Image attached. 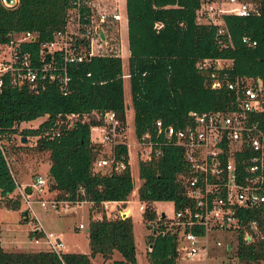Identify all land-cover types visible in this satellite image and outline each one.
Here are the masks:
<instances>
[{
  "label": "trees",
  "instance_id": "16d2710c",
  "mask_svg": "<svg viewBox=\"0 0 264 264\" xmlns=\"http://www.w3.org/2000/svg\"><path fill=\"white\" fill-rule=\"evenodd\" d=\"M257 1V14L224 17L230 44L221 46L213 26L195 22L197 0H124L127 78L135 136L152 130L157 118L178 127L186 122L189 109H223L228 105L230 90L209 87L197 69L195 63L203 57L231 59L226 68L230 76L258 77L264 91V0ZM69 5L70 0H16L11 5L0 0V42L7 41L11 32L36 31L35 41H21L19 46L20 52H27L31 63L38 65L39 42L51 39L53 32L63 27ZM243 35L255 43H243ZM66 73L64 92L56 81L43 79L36 90H30L25 84L12 85L7 73L2 75L0 138L15 133L21 121L47 113L37 126H23L18 131L24 138L35 136L34 146L47 152V188L58 191L61 199L88 200L93 206L105 200L125 201L133 185L126 144L117 143L113 147L115 158L124 163L120 170L113 171L93 166L97 147L90 142L89 125L94 119L77 121L57 135L50 132L57 113L112 109L124 121L120 56L92 55L82 61L68 62ZM253 117L264 129V110L255 112ZM2 146L0 200L4 206L14 209L21 203L13 194L19 180L8 164L4 142ZM184 168L182 149L175 145H162L159 155L137 161L140 183L135 195L144 203L141 217L148 229L144 235L148 264H177L176 236L169 231L160 233L157 228L162 226L160 220L151 224L148 221L156 217L153 201L168 199L178 208L188 200L176 178ZM260 210L247 209V218L243 221L256 217L264 230V214ZM20 214L23 218V210ZM30 235H41V232L33 229ZM86 235L87 252L9 250L0 245V264H91L95 254L109 260L108 264L135 263L129 215L114 212L90 218ZM113 251L120 258H112ZM236 255L246 263L264 259L263 240L244 242L239 235Z\"/></svg>",
  "mask_w": 264,
  "mask_h": 264
},
{
  "label": "built area",
  "instance_id": "2783aa9c",
  "mask_svg": "<svg viewBox=\"0 0 264 264\" xmlns=\"http://www.w3.org/2000/svg\"><path fill=\"white\" fill-rule=\"evenodd\" d=\"M258 12L257 0H197L194 20L213 26L219 45L227 46L230 36L224 17ZM121 17V0H70L63 27L54 31L51 39L39 42L38 65H33L29 54L20 52L19 46L21 41H35L37 32H11L7 41L0 42V88L2 75L7 73L10 83L15 86L25 84L30 90H36L38 82L45 79L56 81L63 90L68 79V62L82 61L92 55L120 56ZM241 40L247 45L255 43L246 35ZM230 62L229 58L203 57L195 63L209 87L230 90L225 108L189 109L186 122L178 127L157 118L152 130L135 136L139 146L146 147V155L138 159L159 155L162 145L182 149L185 168L176 178L188 200L178 208L173 206L171 216L164 213L161 216L159 212L148 221L151 224L160 220L159 232L169 231L176 236L177 264H180L181 256L190 259L198 255L221 256L220 264H230L229 260L237 258L239 235L244 242L255 239L264 242V230L258 219L252 217L243 221L247 218V209H261L264 214V129L253 117L255 112L264 110V91L258 77L230 76L226 71ZM46 116L47 113L38 116L36 124L26 126L35 127ZM91 118L95 122L89 125L90 142L100 144V147L108 146V154H96L93 166L120 170L124 163L115 158L113 147L117 143L126 144L125 123L114 110L57 113L50 132L57 135L75 122ZM22 122L17 125L18 129L23 127ZM2 144L0 139V147ZM96 151H99L98 147ZM47 183V176L35 174L29 183H16L13 194L23 201V210L30 216L33 229L41 232L47 248L58 252L59 241L51 231L43 228L32 203L57 209L58 203L65 206L81 200H59L40 195ZM27 187L29 191H26ZM139 208L142 211L144 203ZM120 211L121 216L124 212L125 216L129 215V208ZM253 264H264V259L253 261Z\"/></svg>",
  "mask_w": 264,
  "mask_h": 264
},
{
  "label": "rangeland",
  "instance_id": "374dc122",
  "mask_svg": "<svg viewBox=\"0 0 264 264\" xmlns=\"http://www.w3.org/2000/svg\"><path fill=\"white\" fill-rule=\"evenodd\" d=\"M16 1V0H14ZM121 12L122 17L119 23V37H120V59L122 62L123 73L127 70L126 58L128 54L127 49V37H126V19H125V7L124 0H121ZM123 96L125 102L124 111V140L127 144L126 160L129 166L130 174L133 180L132 189L128 196V199L124 202V206H118L115 204L116 209L123 210L124 207L129 208V217L132 222V233L135 243V263L134 264H148L145 257L146 243L144 241V235L148 232L145 221L141 217V209L139 205L142 204L136 197L135 191L140 183L137 173V161L138 158H143L146 155V147L141 148L137 143L133 130L132 122V108L130 104L129 94V81L127 77H123ZM38 118L31 121H23L22 126H26L29 123L36 124ZM23 128V127H22ZM20 129H17L15 133H11L8 137L0 138L6 145V157L9 166L13 170V166H19L22 172L26 173L22 184L32 181L34 174H38L45 177L46 169L48 166L47 152L45 150H38L34 144L36 137L33 135H27L24 141H21L18 135ZM99 151L97 155H107L108 146L96 144ZM139 149V151H137ZM34 172V174H33ZM20 183V182H17ZM48 187V183H47ZM46 186L43 188L42 195L51 196L55 199L61 200L58 191L49 190ZM36 192V190H33ZM0 245L3 248L14 250H35L40 248H46L47 245L44 242L42 236L35 238L30 236V231L33 230L30 216L26 215L22 218L21 214L16 209H22L24 203L21 201L18 208H8L2 204L0 200ZM58 203V208H51L49 206H40L38 203H32L33 210L42 224L43 228L47 231H51L56 238L59 239L57 248L62 251H87V235L86 228L89 221L88 216V203L87 202H72L68 205H61ZM114 204V203H113ZM114 206V205H113ZM152 207L155 213L163 212L166 216H171L173 213V203L171 200L162 199L152 202ZM12 209V210H7ZM24 211V210H23ZM20 214V216H19ZM125 216V213H122ZM19 218V219H18ZM81 224L80 227L78 225ZM180 264H220L221 256L217 258L204 257L203 255L194 256L190 259L183 256L179 259ZM230 264H253V262L246 263L237 258L228 261ZM98 258H94L91 264H100ZM102 264V263H101Z\"/></svg>",
  "mask_w": 264,
  "mask_h": 264
},
{
  "label": "crops",
  "instance_id": "0c3cea01",
  "mask_svg": "<svg viewBox=\"0 0 264 264\" xmlns=\"http://www.w3.org/2000/svg\"><path fill=\"white\" fill-rule=\"evenodd\" d=\"M125 19H126V15H125ZM126 23V21H125ZM127 68V67H126ZM122 71H123V68H122ZM127 70L126 72L123 73V77H127ZM124 97V96H123ZM48 168V166H47ZM13 169L15 170V175H16V178L19 180L18 182L20 183H23L24 181V178L26 176V173L22 172L21 168L17 165V166H13ZM47 171V169H46ZM34 173V172H33ZM42 195V193L40 194ZM43 196V195H42ZM126 201V200H125ZM125 201H119V200H105V201H102L100 202L98 205L96 206H93L92 203L88 200H81L80 202H87L89 205H88V216L89 218H98L101 216L102 213H105V215L109 216L111 214H113L114 212H117L118 214H120V209L117 208L116 209V205L118 206H124V202ZM1 203V202H0ZM114 203V204H113ZM68 205V204H67ZM114 205V206H113ZM128 208L127 206L124 207L123 209H126ZM6 211L7 210H12V209H8V208H5ZM19 213L21 212L22 209H16ZM128 212V211H126ZM125 213V212H124ZM20 216V214H19ZM21 217V216H20ZM24 218V217H23ZM26 218V217H25ZM19 219V218H18ZM23 220H27V219H23ZM79 227V226H78ZM34 236L35 238H37L39 235H30L29 237H32ZM42 236V234L40 235ZM43 238V237H42ZM58 239V238H57ZM44 240V239H43ZM0 241H1V237H0ZM59 241V239H58ZM45 242V241H44ZM3 247V246H2ZM88 247V246H87ZM5 249V248H4ZM8 249V248H6ZM40 249H48L47 247L46 248H40ZM9 250H14V249H9ZM71 251H74V250H71ZM79 252H87V251H79ZM146 257V256H145ZM94 258H98L99 261L102 263V264H108L109 263V260H104L99 254H95L94 257L91 259V262ZM112 258H120V255L117 251H113L112 253ZM147 261V260H146ZM100 263V264H101ZM148 263V262H147Z\"/></svg>",
  "mask_w": 264,
  "mask_h": 264
},
{
  "label": "water",
  "instance_id": "95a60500",
  "mask_svg": "<svg viewBox=\"0 0 264 264\" xmlns=\"http://www.w3.org/2000/svg\"><path fill=\"white\" fill-rule=\"evenodd\" d=\"M3 2H4L6 5H11V4H13L15 1H14V0H3ZM100 35H101V32H100ZM24 139H25L24 136H22L20 140H21V141H24ZM29 189H30V188L27 187V188H26V191H29ZM23 214H24L23 216L25 217L26 212L23 211ZM160 215L163 216V212H161ZM57 240H58V239H57Z\"/></svg>",
  "mask_w": 264,
  "mask_h": 264
}]
</instances>
